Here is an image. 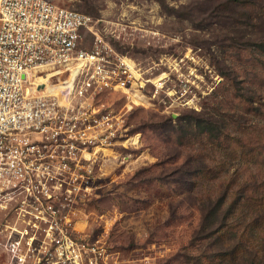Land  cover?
I'll use <instances>...</instances> for the list:
<instances>
[{
	"label": "rangeland",
	"instance_id": "1",
	"mask_svg": "<svg viewBox=\"0 0 264 264\" xmlns=\"http://www.w3.org/2000/svg\"><path fill=\"white\" fill-rule=\"evenodd\" d=\"M47 1L92 16L138 73L96 97L117 140L52 180L60 217L108 264H200L189 247L208 197L239 174L264 180V0Z\"/></svg>",
	"mask_w": 264,
	"mask_h": 264
},
{
	"label": "built area",
	"instance_id": "2",
	"mask_svg": "<svg viewBox=\"0 0 264 264\" xmlns=\"http://www.w3.org/2000/svg\"><path fill=\"white\" fill-rule=\"evenodd\" d=\"M94 21L47 0H0L5 264H108L105 250L72 237L57 207L63 203L52 200V180L76 173L82 157L117 140L119 122L96 97L137 84L135 62L95 33ZM85 33L95 36L91 49Z\"/></svg>",
	"mask_w": 264,
	"mask_h": 264
},
{
	"label": "trees",
	"instance_id": "3",
	"mask_svg": "<svg viewBox=\"0 0 264 264\" xmlns=\"http://www.w3.org/2000/svg\"><path fill=\"white\" fill-rule=\"evenodd\" d=\"M217 144L222 148L223 143ZM250 176L231 177L218 201L208 197L209 207L189 247L195 255L189 261L264 264V180ZM205 248L211 252L206 253Z\"/></svg>",
	"mask_w": 264,
	"mask_h": 264
},
{
	"label": "bare ground",
	"instance_id": "4",
	"mask_svg": "<svg viewBox=\"0 0 264 264\" xmlns=\"http://www.w3.org/2000/svg\"><path fill=\"white\" fill-rule=\"evenodd\" d=\"M41 81H43V79ZM66 83L69 84L70 83V79H67ZM54 89H55L56 92L58 91V92H63L64 93L66 91V89L65 88H61L60 85L54 86ZM141 98H142V95H140L139 92H137L136 95L133 97V99H141ZM61 101H63L62 97H61Z\"/></svg>",
	"mask_w": 264,
	"mask_h": 264
}]
</instances>
